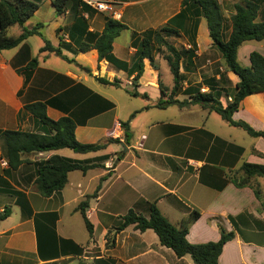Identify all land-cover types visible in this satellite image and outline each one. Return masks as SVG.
<instances>
[{"label": "crops", "instance_id": "0c3cea01", "mask_svg": "<svg viewBox=\"0 0 264 264\" xmlns=\"http://www.w3.org/2000/svg\"><path fill=\"white\" fill-rule=\"evenodd\" d=\"M28 1L37 4L38 9L24 27L41 25L42 37L31 36L16 48L0 52V134L42 132V126L24 110L26 105L42 103L50 120L68 117L74 122L78 143H118L84 155L67 149L21 153L23 163L11 171L0 138V213L5 207L11 212L0 222V264H194L189 256L177 258L161 246L151 230L140 232L129 226L114 232L117 219L130 210L148 218L152 203L176 228L191 212L199 213L186 234L192 245L217 242L220 226L233 233V239L222 248L218 264H264V180H255L260 200L251 188H236L230 180L243 163L264 166V141L249 137L198 105L154 108L160 99L159 86L168 91L173 87V80L167 85L162 82L166 68L171 73L158 55L154 57L157 70L144 60L138 81L133 80L135 72L130 74L142 34L170 24L177 35L166 40L179 50L194 51L190 63L180 66L183 89L199 87L207 92L214 88L223 104L230 102L238 79L226 72L205 19L189 13L178 17L182 0H95L110 5L117 18L91 9L84 0H72L59 17L53 0ZM217 1L224 41L231 33L230 18L237 5H256L255 22L264 23V0ZM107 18L126 27L112 43L111 59L99 61L95 50L75 53L87 34L102 32ZM15 26L7 29V36L21 34L19 26L9 35ZM43 38L53 48H60L62 57L41 53ZM253 52L264 57V40L242 44L237 51L239 64L248 67ZM33 59L37 60L36 67L26 70ZM98 78L117 81L119 86L103 85ZM132 91L140 97H130L127 92ZM117 92L129 99L130 107L122 119ZM130 99H141L143 103L137 105ZM175 99L188 97L178 94ZM232 120L263 131L262 95L244 98ZM117 123L121 125L119 131ZM112 130L117 138L108 137ZM51 156L101 167L68 173L61 191L42 198L34 188L36 165ZM104 176L97 196L88 201L85 211L92 227L89 234L76 208L92 195ZM77 215L84 226L80 233L70 224ZM108 235L114 244L106 248Z\"/></svg>", "mask_w": 264, "mask_h": 264}, {"label": "trees", "instance_id": "16d2710c", "mask_svg": "<svg viewBox=\"0 0 264 264\" xmlns=\"http://www.w3.org/2000/svg\"><path fill=\"white\" fill-rule=\"evenodd\" d=\"M71 1H52V6L58 17L65 13ZM37 9L38 5L28 0H0V52L16 48L31 36L42 37L41 25H36L32 29L24 27V24L34 15ZM186 13L205 19L212 45L220 53L226 72H230L237 77L238 82L233 90L231 101L223 104L220 101V93L215 91L214 88H209L207 92H201L199 87L183 89L180 66L184 62L190 63L194 57V51L192 49L185 50L184 48L179 50L166 40L171 35H177V30L171 27L170 24L156 30H148L142 34L133 69L130 71V74L135 72L133 80L138 81L142 76L144 60H149L152 68L157 70L154 57L158 55L169 67L173 87L168 91L163 86H159L160 99L154 105V108L164 109L169 106L184 108L190 105H198L205 111L217 114L228 125L239 128L249 137L260 138L264 141V130L254 131L245 123L232 120L233 113L238 110L240 102L247 96L261 94L264 102V57L255 52L251 53L248 67L241 66L237 61V51L242 44L264 40V23L255 22L257 6L245 2L235 7V14L230 18L231 33L226 41L222 39L223 18L217 0H182L181 11L177 16L181 17ZM13 25L22 28V32L18 37H9L6 34L7 29ZM125 29L124 25L107 18L102 32L100 34H87L86 41L78 44L74 52L86 53L95 50L99 61L111 59L112 43ZM43 40L44 46L40 49L41 53L50 52L62 57L60 48H53L47 40L44 38ZM36 65L37 60L33 59L27 65L26 70L34 69ZM96 80L103 85L119 86L117 81L110 83L104 79L98 78ZM127 93L133 98L140 97L135 91ZM178 94L187 96L188 99L178 101L175 99ZM24 110L42 126V132L4 131L0 134L6 164L11 171L17 170L23 163L20 159L21 153H42L67 149L73 153L84 155L100 152L110 143H118V141L110 140L107 143L80 144L74 138L75 124L70 118L62 117L57 121L50 120L46 116V106L42 103L26 105ZM122 126L127 127V123L122 124ZM127 138L128 135L125 132V139ZM124 143L127 144V140ZM100 167L96 163L51 156L36 165L34 188L42 198H49L64 188L68 173L73 171L86 173L88 170ZM257 178L264 180V166L243 163L230 180L236 188H251L256 199L260 200V191L255 183ZM105 179L106 176L102 177L92 195L86 196L76 208L89 234L92 232V227L85 216V211L88 201L97 196ZM262 206L264 207V205ZM10 213V209L5 207L0 213V222L8 218ZM198 218L199 213L193 211L180 228H176L152 203L149 205L148 218L130 210L119 218L114 232H121L129 226H133L135 230L140 232L151 230L158 238L160 245L170 249L177 258L189 256L194 264H218L222 248L233 239V233L226 232L220 226V238L217 242L192 245L187 242L186 234L189 226ZM105 240L106 248L113 246L114 239L112 237L109 239L106 236Z\"/></svg>", "mask_w": 264, "mask_h": 264}, {"label": "rangeland", "instance_id": "374dc122", "mask_svg": "<svg viewBox=\"0 0 264 264\" xmlns=\"http://www.w3.org/2000/svg\"><path fill=\"white\" fill-rule=\"evenodd\" d=\"M18 27L19 26H15L14 28H11V30H9V35L10 34H13L18 29ZM34 39H35V41H37V43L40 44V41L39 40H37L36 38H34ZM218 65H220V64L217 63L216 66H218ZM165 68H166V66H165ZM167 72H168V69L166 68L165 74L162 75V82H163L164 85L172 84V76H171V74H168L169 72L168 73ZM117 101L119 103L118 106L120 108L119 115H120V117L122 119L123 116H124V114H125L126 109L128 110V107H130L128 105L129 99L124 94H122V92H117ZM130 101H132L133 103H136L137 105L143 103V100H141V99H135V100H131L130 99ZM240 131L243 133L242 130H240ZM116 140H118V139H116ZM117 220L119 221V219H117ZM70 224H71V226L73 227V229L75 230L76 233H80V230H81V232L84 231V226H83V223L81 222V218H80L79 215H77L75 217H72L71 220H70ZM108 237H109V239L111 238V236H109V235H108Z\"/></svg>", "mask_w": 264, "mask_h": 264}, {"label": "built area", "instance_id": "2783aa9c", "mask_svg": "<svg viewBox=\"0 0 264 264\" xmlns=\"http://www.w3.org/2000/svg\"><path fill=\"white\" fill-rule=\"evenodd\" d=\"M84 3L90 7L91 9L99 12V13H111L113 17L117 18L118 16L113 13L112 7L104 2L95 1V0H84ZM231 101V100H230ZM121 128V125L119 123L116 124V129L119 131ZM109 138H117L115 135V131L112 130L108 133Z\"/></svg>", "mask_w": 264, "mask_h": 264}, {"label": "water", "instance_id": "95a60500", "mask_svg": "<svg viewBox=\"0 0 264 264\" xmlns=\"http://www.w3.org/2000/svg\"><path fill=\"white\" fill-rule=\"evenodd\" d=\"M124 147V146H123ZM125 148V147H124Z\"/></svg>", "mask_w": 264, "mask_h": 264}]
</instances>
